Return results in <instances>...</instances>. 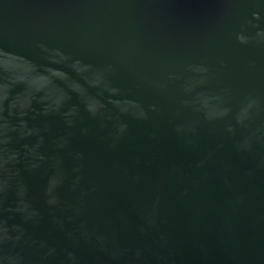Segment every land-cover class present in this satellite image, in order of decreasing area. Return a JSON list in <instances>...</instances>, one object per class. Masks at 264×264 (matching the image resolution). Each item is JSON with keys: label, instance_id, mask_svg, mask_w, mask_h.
Returning a JSON list of instances; mask_svg holds the SVG:
<instances>
[{"label": "water", "instance_id": "water-1", "mask_svg": "<svg viewBox=\"0 0 264 264\" xmlns=\"http://www.w3.org/2000/svg\"><path fill=\"white\" fill-rule=\"evenodd\" d=\"M0 264H264V0H0Z\"/></svg>", "mask_w": 264, "mask_h": 264}, {"label": "clouds", "instance_id": "clouds-1", "mask_svg": "<svg viewBox=\"0 0 264 264\" xmlns=\"http://www.w3.org/2000/svg\"><path fill=\"white\" fill-rule=\"evenodd\" d=\"M253 16L255 17V18H259V16H258V14L257 13H253ZM258 35H260V33H258ZM240 40H241V42H244V38L243 37H240Z\"/></svg>", "mask_w": 264, "mask_h": 264}]
</instances>
